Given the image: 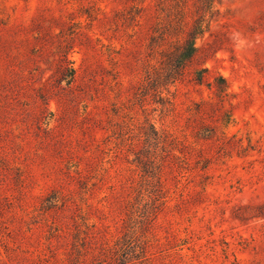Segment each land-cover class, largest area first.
<instances>
[{
  "label": "rangeland",
  "instance_id": "374dc122",
  "mask_svg": "<svg viewBox=\"0 0 264 264\" xmlns=\"http://www.w3.org/2000/svg\"><path fill=\"white\" fill-rule=\"evenodd\" d=\"M127 4L0 0V264H71L74 232L99 237L100 222L119 230L136 175L102 139L112 104L141 77L134 62L119 78L130 91L112 87L113 61L121 68L145 42L143 29L132 44L137 27L114 15ZM197 45L187 78L170 88L173 105L146 104L176 146L152 188L159 197L140 190V223L163 202L135 242H146L140 262L264 264V0H220ZM66 65L77 70L70 86L58 82ZM200 68L210 87L188 82ZM96 254L85 245L75 264Z\"/></svg>",
  "mask_w": 264,
  "mask_h": 264
},
{
  "label": "trees",
  "instance_id": "16d2710c",
  "mask_svg": "<svg viewBox=\"0 0 264 264\" xmlns=\"http://www.w3.org/2000/svg\"><path fill=\"white\" fill-rule=\"evenodd\" d=\"M126 1L128 4L122 9L115 10L114 15L118 23L137 27V30H133L129 35L130 38L135 37L132 44L139 43L137 37L143 29L145 42L142 49L137 50V54H132L124 64L121 62V68L116 60L113 61L110 73L112 87L130 91L119 78L122 73L131 70L134 62L140 64L141 77L123 101L112 104L108 133L102 140L112 144V160L122 155L129 165L128 169L136 175V179L128 178L126 184L134 196L123 210L118 231L112 230L109 224L100 222L98 227L96 226L99 237L89 238L76 232L72 234L71 264H75L85 245H95L97 249L94 264H135L136 260L140 262L142 258L145 261L149 259L146 247H142L146 242L137 244L135 242L141 231L150 233L151 220L160 211L159 207L163 202L145 215L141 223L139 220L141 216L136 218L134 214L141 209L140 190H146L148 187L146 192L149 199L159 197L152 188L162 187L161 169L165 158L176 145L171 133L155 129L148 117L149 112L155 109L147 108L146 104L159 105L163 109L167 105H173V97L171 98L173 93L170 88L187 78L188 68L195 62L200 52L197 42L203 40L210 32L220 2V0ZM209 74L208 69H197L188 82L210 87ZM76 79L77 70L66 65L60 71L58 82L66 81L70 86ZM215 79L221 83L222 89L227 88L224 78L216 76ZM135 108L140 109L141 118L133 113ZM117 117H120V121L114 123L112 120ZM140 143L142 146L138 148L137 145ZM151 145L155 150L150 153L146 148ZM159 151L162 152L159 155L154 153ZM116 186L110 184L108 189L116 191ZM135 245L138 249H135Z\"/></svg>",
  "mask_w": 264,
  "mask_h": 264
}]
</instances>
